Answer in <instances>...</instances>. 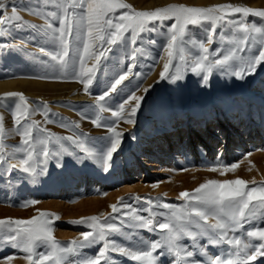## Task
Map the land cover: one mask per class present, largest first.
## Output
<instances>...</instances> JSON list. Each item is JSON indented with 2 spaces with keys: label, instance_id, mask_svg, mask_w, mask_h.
<instances>
[{
  "label": "snow or ice",
  "instance_id": "snow-or-ice-1",
  "mask_svg": "<svg viewBox=\"0 0 264 264\" xmlns=\"http://www.w3.org/2000/svg\"><path fill=\"white\" fill-rule=\"evenodd\" d=\"M21 12L39 16L44 23H30L23 19ZM249 17L260 18V25ZM169 21L171 23H167ZM193 29H199V37ZM18 32L29 35L17 37ZM37 37L54 46L52 49L40 46V53L49 56L51 61H59L57 65L41 61L48 70L40 78L76 79L89 94L97 72L112 58L110 54H121L120 62L127 63L126 69L106 83L101 94L95 97L96 104L90 106L105 112L111 110L109 101L129 88L130 85L125 84L129 74L146 78L154 70L155 63L147 66V72H134L138 57L148 54L145 43L156 47L158 37L163 38L159 47L166 55L161 80L176 83L183 79L181 67L185 74L190 71L200 77L206 86L214 70L242 81L255 75L264 64V8L172 4L153 11H137L124 0H0V58L5 50L9 53L24 51L17 40L26 45L30 40L35 42ZM213 44L218 46L211 48ZM89 59H94L91 66ZM174 60L179 63L175 65V73H170ZM149 91V88L144 89L145 94ZM8 97H19V103L14 105L13 129L5 130L4 117L0 115V183L8 187H14L17 180L36 182L39 176L47 174L50 159L62 166L64 155H74L81 164L93 160L103 171H111L116 166L114 154L122 151L123 133L116 125L121 118L134 125L145 100L144 95H136L134 91L120 100L115 110H111L116 119L104 125L110 135L101 137V146L97 147L86 133H75V137L56 136L40 127L38 121L28 123L26 118L33 113L23 94L9 92ZM130 102H134V106L126 112L125 106ZM81 116L90 119L83 112ZM45 120L56 122L51 120L46 108ZM92 123L102 126L99 117ZM61 126L67 125L61 123ZM34 130L42 137L34 136ZM12 134L21 137L19 145L5 142ZM53 139L58 147L50 148ZM64 141L71 145L66 146ZM76 149L85 155H77ZM237 167V163H232L212 166L209 170L224 175ZM252 185L241 178L209 179L194 192L179 194V199L185 201L183 208L158 203L159 198L150 197L142 198L147 206L139 208L121 198L119 206L112 204V214L104 216L103 220L92 216L74 221L90 230L83 231L80 238L67 245L53 236L54 219H59L54 214L40 212L38 217L30 219L0 220V225L8 229L0 230V248L18 249L25 254L27 264H124L125 260L136 264H249L264 257V227L260 226L264 223V183L257 186L253 181ZM37 203L29 199L23 206ZM143 231L155 234L156 238L143 237ZM210 247L217 251L210 252ZM38 248L43 250L37 251ZM92 248L96 249L94 253L84 251ZM15 258V254L0 257V264H12Z\"/></svg>",
  "mask_w": 264,
  "mask_h": 264
},
{
  "label": "rangeland",
  "instance_id": "rangeland-1",
  "mask_svg": "<svg viewBox=\"0 0 264 264\" xmlns=\"http://www.w3.org/2000/svg\"><path fill=\"white\" fill-rule=\"evenodd\" d=\"M124 2L131 4L137 11H153L172 4L198 7L233 4L264 8V0H212L206 3H197L196 0ZM20 15L30 23H44L39 16L26 12H21ZM248 19L256 20L258 26L261 23L260 18ZM193 31L199 37V29ZM15 35L28 36L29 33L18 32ZM157 40L156 47L145 43L148 54L138 57L134 72H147V66L155 63L154 70L146 78H136L129 74V80L125 82L130 85L129 88L115 100L109 101L110 109L115 110L117 103L133 91L136 95L145 96L141 109L138 110L136 123L130 125L125 122V118H121L116 125L117 130L123 133L122 151L114 154L116 166L105 172L93 160L78 163L74 155H64L62 166H57L55 159H50L47 174L39 176L34 183H22L17 180L14 187L0 183V220L30 219L33 216L38 217L40 212L54 214V217L59 219H54L53 236L62 245H67L70 241L80 238L83 231L90 230L85 225L73 223L74 221L92 216L101 217L103 220L104 216L112 214L110 206L118 204L121 198L139 208L147 206L142 199L146 197L154 200L159 198L158 203L167 202L183 208L185 201L179 199V194L183 191L192 193L209 179L241 178L248 181L249 186H253V181L257 186L264 183V64L257 69L255 75L243 81L223 76L214 70L207 86L200 77L190 71L185 74L184 68L181 67L180 74L184 75V78L171 83L160 78L166 55L159 47V44L164 42L163 38L158 37ZM16 43L24 51L9 53L5 50L0 58V80L24 78L45 84L49 82L64 89L61 92L51 88L29 91L10 88L0 91V115L4 117L5 130L9 131L15 127L14 105L19 103V97L6 98V94L16 92L23 94L29 111L33 113L26 118L28 123L38 121L40 127L56 136L75 137V133H86L88 140L100 147V138L110 135L104 125L116 118L112 116L111 110L99 112L90 106L96 104L95 97L101 94L106 83L122 69H126L127 63L120 62L121 54H110L112 58L97 72L89 94L84 91L83 83L76 79L40 78L48 70L41 61H49L53 65L59 63L51 61L49 56L39 51L40 46L52 49V44L40 37H37L35 42L30 40L26 45L20 44L19 40ZM217 46L213 44L211 48ZM158 56L165 58L154 61L153 58ZM90 62L94 63V59H89L88 63ZM178 63V60L173 61L174 66L170 68V73H175V65ZM145 88L150 89L147 94L144 92ZM132 106L134 102L126 105V112H129ZM45 108L55 123L45 120ZM34 109L37 110L33 111ZM81 112L90 119L83 118ZM97 117L101 127L92 123ZM24 122L25 120H22V123ZM61 123L67 126H61ZM77 124L78 128L75 127ZM34 136L42 137V134L34 130ZM5 142L19 145L21 137L12 134ZM64 143L66 146L71 145L68 141ZM49 147H58L54 139L49 143ZM75 151L77 155H85L79 149ZM232 163L238 164L234 172L221 175L218 171L209 170L212 166H230ZM135 197L141 199H130ZM29 199H35L38 203L23 206V202ZM140 214L147 215L145 212ZM260 226L264 227V223ZM0 230L8 231L4 225H0ZM141 234L148 239L156 238L155 234L146 231ZM41 250L43 249H37ZM84 251L94 253L96 249ZM209 251L215 253L217 249L210 247ZM10 254L16 255L12 264H27L23 258L25 254L18 249L7 246L0 248V257ZM124 264L136 262L125 260ZM249 264H264V257H259Z\"/></svg>",
  "mask_w": 264,
  "mask_h": 264
},
{
  "label": "bare ground",
  "instance_id": "bare-ground-1",
  "mask_svg": "<svg viewBox=\"0 0 264 264\" xmlns=\"http://www.w3.org/2000/svg\"><path fill=\"white\" fill-rule=\"evenodd\" d=\"M185 1H192V0H185ZM211 2L212 0H196L197 3H206V2ZM89 66H91V62L88 63ZM49 83V82H48ZM45 84L42 82H36V81H29L28 79H7V80H0V91L5 90V89H12V88H21L24 90L29 91L30 89H54L55 91L61 92L64 88L62 86H58L55 84ZM20 90V89H19ZM35 90V91H36ZM44 95V94H43Z\"/></svg>",
  "mask_w": 264,
  "mask_h": 264
}]
</instances>
